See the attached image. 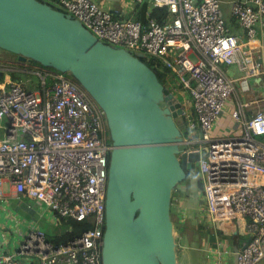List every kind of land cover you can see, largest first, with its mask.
I'll return each mask as SVG.
<instances>
[{
    "label": "built area",
    "instance_id": "obj_1",
    "mask_svg": "<svg viewBox=\"0 0 264 264\" xmlns=\"http://www.w3.org/2000/svg\"><path fill=\"white\" fill-rule=\"evenodd\" d=\"M133 1L141 6V20L116 19L121 13L97 0L52 3L103 42L169 69L170 82L186 92L189 109L175 119L189 145L186 152H199V218L213 229L216 244L209 264H229L234 253L237 264H264V110L245 117L234 109L230 116L240 131L213 133L239 78L227 75L221 64L234 65L243 76L264 73V62L250 53L256 26L264 27V0H227L230 15L249 36L246 42L229 32L222 0ZM13 65L0 58V200L9 201L8 190L17 198H35L40 215L49 210L58 219L49 223L51 231L61 228L53 235L77 232L54 241L37 221L28 224L18 230L17 248L0 253V264H22L17 255H35L37 264H102L111 150L105 112L69 73L31 65L41 83L27 90L6 74ZM199 140L205 143L202 154ZM184 218L185 212L180 221ZM72 221L85 225L76 228ZM218 224L241 236L236 250L218 236ZM9 234L4 226L1 249Z\"/></svg>",
    "mask_w": 264,
    "mask_h": 264
},
{
    "label": "water",
    "instance_id": "obj_2",
    "mask_svg": "<svg viewBox=\"0 0 264 264\" xmlns=\"http://www.w3.org/2000/svg\"><path fill=\"white\" fill-rule=\"evenodd\" d=\"M0 48L19 62L69 73L105 112L111 150L102 264H178L172 191L199 152H186L170 108L161 104L168 91L156 72L141 54L103 42L40 0H0Z\"/></svg>",
    "mask_w": 264,
    "mask_h": 264
},
{
    "label": "rangeland",
    "instance_id": "obj_3",
    "mask_svg": "<svg viewBox=\"0 0 264 264\" xmlns=\"http://www.w3.org/2000/svg\"><path fill=\"white\" fill-rule=\"evenodd\" d=\"M121 2H123V5L125 8L122 5H119L121 6L120 11H119L121 14H115L114 17L116 19H119L120 17L138 19L140 17L141 6L138 4H135V1L122 0ZM115 5H118V2L115 3ZM227 7H228L227 0H222L221 11H222V15H223L226 25L229 27L239 26L241 28V26L239 24L237 25L234 19L231 17ZM239 27H237L236 29L239 30ZM0 58L7 59L15 63V65H13V68L6 71V74H8L13 80H16L19 83H21V85L27 90H34L38 88V85H40L41 83V78L36 72L33 71V68L31 65L28 66L29 68H20L17 64V61H18L17 55L9 51H6L2 48H0ZM166 90L168 91V88H166ZM172 91L175 94H173ZM170 92L172 93V95H170L169 93H166L164 100L161 101V104L162 106L169 107L171 110V115H173L174 119L178 118L179 120L180 116L176 117L177 115L175 113H177L178 107H181V108L187 107V102L184 97L185 90L184 88L181 87L180 84L176 83V89L175 90L170 89ZM197 146L200 148V153L202 154L205 143L199 140L197 143ZM187 172H188V179L185 180V182H187V188L185 189V191H183L184 193L182 195L184 197L186 196L192 197V193L195 190L193 185H194V182L197 183L196 180L199 176L197 160L192 162V165L189 168H187ZM191 181H192V184H191ZM184 194H186V196ZM186 201H189V200H186ZM173 202L174 203L171 204L170 214H171V217L173 218L172 221H173L174 236L177 239L176 243H178L176 246L178 264H206L205 263V253L203 250L204 244L206 243V241L203 239L199 240V236L196 234L195 226L190 225L188 223L190 221L187 220V218H184V221H179V223L177 222V218L179 216L176 215V209H175L176 200H174ZM198 202L200 203V205L203 204L202 200H199ZM57 220L58 219L51 211L45 210L44 216L41 219L40 228L43 229L44 227L43 225H50L51 222L55 223ZM63 223L64 222H62V225H65ZM28 224H32V222H30L28 218L23 217L18 212V209L14 207L11 200L10 201L0 200V236H1V230L3 229L4 226L7 227L10 233L9 234L10 244L9 246L5 245L3 249L0 248V253L2 251L12 252L13 249L17 248V246L19 245V240L21 238V234L18 232V230L24 231ZM176 226L177 227L184 226V230L177 228ZM59 230H61V228L54 227L51 232L56 233ZM222 235L225 238H227L228 241L232 240V235L227 234L225 232ZM52 237H53L52 233L46 234V238L48 240H50ZM16 258L22 264H37V258L35 255H26V256L17 255ZM229 264H234L233 258L230 260Z\"/></svg>",
    "mask_w": 264,
    "mask_h": 264
},
{
    "label": "crops",
    "instance_id": "obj_4",
    "mask_svg": "<svg viewBox=\"0 0 264 264\" xmlns=\"http://www.w3.org/2000/svg\"><path fill=\"white\" fill-rule=\"evenodd\" d=\"M97 1L100 3L103 2L102 4L104 6L111 9L112 11H116V12L120 11L121 6H119V5H122L124 7L123 2H121L122 0H119V1L118 0H97ZM146 1L148 2L149 0H146ZM113 2H115V3L118 2V5H115V3H113ZM227 9L229 11V5H228ZM229 14H230V11H229ZM138 19H140V20L142 19V11H140V17ZM236 24L238 25L239 23L236 22ZM237 27H239V26H235V27L227 26L229 32L238 35L242 42H246L249 39V36L245 32V28L243 26H241L242 30L240 27L238 30V29H236ZM252 40H253V43H251V45H253L255 47H253L250 50V53L253 55V57L258 59L259 61L264 62V27L261 28L259 26H256V32H255V35L252 37ZM252 40H251V42H252ZM30 64L31 65L33 64L35 66L38 65L36 63H32L31 61H30L29 65ZM18 66L20 68H29L23 64H18ZM221 69L227 75H229L231 77H239V78L235 81V89L232 92V94H231V96H230V98H229V100H228V102L224 108V111L221 114V117L215 123L213 133L216 136H226V135L238 133L240 131L238 122L230 116L231 111H233L234 109L240 111L245 117H250L257 110H264V73L257 75V76H243V73L240 72V70H238L234 65H226V64H221ZM1 79H3V77ZM164 82L166 85L165 87L168 88V93L170 95H172V93L175 94L173 91L171 93L170 89L175 90L176 89V83L172 84L170 82V77H168V76H165ZM184 95L186 96V92L184 93ZM186 109H189V108L186 107ZM197 133H196V135H197ZM198 138H196V139H198ZM196 182H197V180H196ZM191 184H192V181H191ZM193 186H194L195 190L193 191L192 197H191L193 199V205L191 207L188 206L189 204H187L186 202H183L184 196L182 195L183 194L182 190H181V192H180V190L175 191L173 196H172V203L171 204H173L174 203L173 201L176 200L175 209H176V215L179 216L178 219L180 218V215L183 212H185V218H188V216L191 214L190 209L192 208V211H193L192 213L194 214L196 219L201 220L199 218L200 203L198 202L199 200H201L199 198L200 189L197 187V183H195V182H194ZM180 189H182V188H180ZM8 192L10 194L9 197H11L9 199V201L10 200L12 201L14 207L16 209H18V212L23 217L28 218L30 220V222L35 224L37 221L41 225V219L43 218V216L40 215V213H39L40 202L38 200H36L35 198L29 197L26 195H21L19 198H17V197H15L13 191L8 190ZM204 225H205V230H207L212 235V238H209V240H205L206 243L204 244V248H203L204 253H205V263L209 264V260H211L210 257H212V255H210V253H211L210 249H212L213 247L216 246L215 241H214L215 240V233L210 226H208L206 224H204ZM221 225L218 224V228H217L218 236L223 238L224 240H228L222 234L224 232L227 234H230V235H234V234H232L230 232L223 231L221 229ZM43 226H47V225H43ZM43 228L45 229V227H43ZM219 230H221V232ZM240 239H241V236L237 234L236 237H234V238L232 237V240L235 241L234 244L232 243V240L229 242L227 241V243L229 244L230 247H232L234 250H236L237 242ZM3 244H4V246L5 245L9 246L10 240L3 241ZM232 258H233V256L230 258V260Z\"/></svg>",
    "mask_w": 264,
    "mask_h": 264
},
{
    "label": "trees",
    "instance_id": "obj_5",
    "mask_svg": "<svg viewBox=\"0 0 264 264\" xmlns=\"http://www.w3.org/2000/svg\"><path fill=\"white\" fill-rule=\"evenodd\" d=\"M40 1H44V2H47V3H49V4H51V5H53V6H55L52 2H53V0H40ZM56 8H58L57 6H55ZM59 9H61V8H59ZM62 10V9H61ZM62 11H64V10H62ZM65 12V11H64ZM141 60L144 62V63H146L149 67H151L155 72H156V74H157V76H158V79L164 84V86H166L165 85V82H164V78H165V76H167V74H168V72H169V69L168 68H164V67H162V68H158L157 67V65H155L153 62H152V60L151 59H149V58H147V57H142L141 58ZM31 62H33V63H36V64H38V62H36V61H34V60H32ZM3 77V74L2 73H0V79ZM109 141L111 142V139H110V137H109ZM185 172H186V176H185V178H184V180H182L181 182H179V183H177L176 184V186L174 187V189H173V191H172V196H173V194H174V192L175 191H177V190H180V192H181V190H182V193H184L183 191H185V189L187 188V182H185V180L186 179H188V172H187V169L185 168ZM201 186H202V184H201V181H200V179L198 178L197 179V187L199 188V189H201ZM180 188H182V189H180ZM185 196H186V194H184ZM187 197V198H186ZM186 197H183V202H187V204H189V206L191 207L192 205H193V199L190 197V196H186ZM186 200H189V201H186ZM190 212H191V214L188 216V218H187V220H189L190 222H188L190 225H192V226H195V229H196V234L199 236V240H201V239H203V240H209V238H212V235L208 232V231H204V229H205V225H204V222L202 221V220H198V219H196V217L194 216V214L192 213L193 211H192V208L190 209ZM189 212V213H190ZM172 218V217H171ZM172 220H173V218H172ZM179 221H180V218L178 219L177 218V222L179 223ZM72 222H74V224H75V226H76V228H78L79 226H83V225H85V223H82V222H80V221H72ZM175 226V225H174ZM45 227V230H46V234L48 233H51V226L50 225H47V226H44ZM177 227V226H176ZM177 228H180V229H183L184 230V226H178ZM220 232H221V230H219ZM77 232V230H75V231H73L72 233H63V235H61V236H59V237H57V236H55V235H53L52 234V238L50 239V240H54V241H57V240H62V239H65L66 237H68V236H71L72 234H74V233H76ZM237 236V234H234V235H232V237L234 238V237H236ZM175 240H176V242H177V239H176V237H175ZM178 244V243H177ZM177 246V245H176Z\"/></svg>",
    "mask_w": 264,
    "mask_h": 264
}]
</instances>
